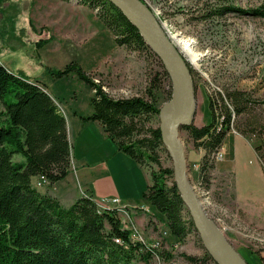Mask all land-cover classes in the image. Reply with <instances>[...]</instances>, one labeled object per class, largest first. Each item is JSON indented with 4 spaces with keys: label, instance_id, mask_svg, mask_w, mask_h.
<instances>
[{
    "label": "rangeland",
    "instance_id": "rangeland-1",
    "mask_svg": "<svg viewBox=\"0 0 264 264\" xmlns=\"http://www.w3.org/2000/svg\"><path fill=\"white\" fill-rule=\"evenodd\" d=\"M142 1L175 44L190 72L196 100L192 122L202 126L211 120L209 96L221 101L219 91H243L251 100L249 114L243 119L235 118L223 145L213 152L215 168L208 188L198 182L203 149L195 146L184 129L181 136L191 181L209 216L249 264H264V165L255 151L264 142V14L260 12L264 10V0ZM173 35L188 41L191 49L182 50ZM0 59L15 73L40 79L42 85H47L45 88L55 96L58 106L64 108L67 123L73 113L79 117L74 118L80 121L78 128L71 129L73 162L71 159L68 180L63 178L57 183L40 176L32 180L33 185L45 193L59 195L54 197L65 206L76 201L74 194L91 196L82 185L79 156L85 154L90 163L105 159L110 166H115L118 157L106 144L102 127L82 117L92 114L94 90L76 72L57 77L49 73L48 67L62 69L75 61L111 96L128 97L146 95L151 78L162 68L157 57L118 44L98 6L80 0H0ZM162 83L157 90L160 108L170 99L169 81L164 79ZM250 121L256 123V130L251 131L253 126L246 124ZM151 124H160L159 115L147 122ZM237 125L247 133L243 135ZM158 153L160 163L173 168L168 152L159 149ZM24 159L21 154L13 155L16 162ZM144 163L150 173L159 168L147 156ZM125 164L122 165L129 175ZM60 184L64 188L68 185L71 197L61 195L66 190ZM130 188L139 192L135 203L114 197L116 194L93 199L99 209H103L101 202H106L110 205L107 209L117 211L122 224L128 226L125 228L131 233V241H141L146 250H157L150 260L152 264H190L184 254L205 257L206 249L194 232L176 241L169 233L165 215L144 198L145 191H140L137 182ZM134 263L145 264L141 258Z\"/></svg>",
    "mask_w": 264,
    "mask_h": 264
},
{
    "label": "trees",
    "instance_id": "trees-1",
    "mask_svg": "<svg viewBox=\"0 0 264 264\" xmlns=\"http://www.w3.org/2000/svg\"><path fill=\"white\" fill-rule=\"evenodd\" d=\"M80 1L99 7L102 20L115 33L118 44L148 51L162 68L151 78L146 95L128 97L111 96L75 61L62 69L48 67L49 73L62 77L74 71L94 90L92 114L83 119L100 122L119 148L141 165H145V156L157 163L159 168L151 171L152 180L144 198L165 215L169 233L176 241H183L190 232L199 237L172 166L160 163L158 150L168 152L161 129L159 125H147L160 113L157 90L164 79L170 85L167 97L172 96L168 71L138 28L110 0ZM260 12L264 14V10ZM45 87L39 79L15 73L0 60V264H136V258L152 264L150 260L157 250H146L141 241H131V233L123 227L117 211L99 209L89 195L65 206L33 185L35 176L50 182L65 178L72 159L65 115ZM218 95L221 101L209 96L212 118L208 123L199 126L191 121L183 127L195 146L204 151L198 182L207 188L215 168L213 152L223 145L235 118L243 119L251 106L243 91H219ZM246 124L253 126L251 131L256 130L255 122ZM237 128L243 135L247 133L239 125ZM262 144L255 151L264 165ZM15 153L21 154L24 161H14ZM184 256L190 264H217L207 251L205 257Z\"/></svg>",
    "mask_w": 264,
    "mask_h": 264
},
{
    "label": "water",
    "instance_id": "water-1",
    "mask_svg": "<svg viewBox=\"0 0 264 264\" xmlns=\"http://www.w3.org/2000/svg\"><path fill=\"white\" fill-rule=\"evenodd\" d=\"M110 1L138 28L171 77L172 96L160 108L159 127L163 143L172 159L175 182L203 246L217 264H249L209 216L190 178V163L181 132L184 125L194 117L196 100L191 75L182 56L142 0Z\"/></svg>",
    "mask_w": 264,
    "mask_h": 264
},
{
    "label": "crops",
    "instance_id": "crops-1",
    "mask_svg": "<svg viewBox=\"0 0 264 264\" xmlns=\"http://www.w3.org/2000/svg\"><path fill=\"white\" fill-rule=\"evenodd\" d=\"M0 60L9 69H11L2 59H0ZM52 96L55 98V96L53 94H52ZM60 107L62 108L61 110L64 111V108L62 106H60ZM64 115L66 118V114H64ZM73 116L74 117L70 120V122L67 123L69 140H70V135H71V129L73 127L78 128L77 124H78V122H80V121H77V119H74V118H79L77 114L73 113ZM66 122H67V119H66ZM82 122L84 123V121H82ZM96 122L103 129L106 144L107 143L110 144L111 152L113 153V155H115V157H118V158L115 161V166L114 165L110 166L108 164V161L105 159H100L94 163L93 162L90 163V162H88L89 160L85 154L80 155L78 160L81 164L79 169L81 170V173H83V175H84L83 180H82L84 182V184H82V185H85V187H83V188L85 190H88L92 194L91 195L92 197L105 198L107 195L116 194L117 196H114V197L119 196L118 197L119 199L121 197L127 203H135L134 198H136L138 196L139 192H137V190H132L130 187L134 186L137 182L140 191H143V192L146 191L147 190L146 185L148 188V185L151 183V180H152L151 173L148 169L145 168V166L141 165L134 157H132L130 154H128L125 151H123L122 149H120L117 142L116 141L114 142V140L112 138H110L108 133H106L102 124L98 121H96ZM73 123H75V125H72ZM69 128H70V133H69ZM72 155H73V153H72ZM72 162H73V156H72ZM123 163H126L125 166L129 167V169H128V171L130 172L129 175H127V173L125 172L126 168L122 165ZM131 174H132V177H131ZM70 175H71V170H70V173L68 174V176H66V178H64V179L68 180ZM116 175H120L119 178H116ZM34 178H40V176H35L32 178V180ZM64 179L60 180L59 182H62ZM59 182H57V183H59ZM64 186H66V185H64ZM67 186H66V188H64L62 186L66 190V193H61V195L71 197V195H69ZM126 187L131 189L130 193L126 189ZM40 191H42V190H40ZM42 192H44V191H42ZM47 193H49V192H47ZM49 194H51V193H49ZM74 195H75V197L73 200H75V199L77 200L78 197H80L79 196L80 194H74ZM53 196H56V195L53 194ZM57 196H59V195H57ZM108 197H111V196H108ZM105 207H110V205L105 202Z\"/></svg>",
    "mask_w": 264,
    "mask_h": 264
},
{
    "label": "bare ground",
    "instance_id": "bare-ground-1",
    "mask_svg": "<svg viewBox=\"0 0 264 264\" xmlns=\"http://www.w3.org/2000/svg\"><path fill=\"white\" fill-rule=\"evenodd\" d=\"M173 38H174V42L175 43H177V44H179V46L181 47V49L182 50H184V51H188L189 49H191V47H189V45H190V43L188 42V41H184V40H181L180 38H179V36H177V35H173ZM193 60H195V59H193ZM42 178H44L45 179V177H42ZM202 202V201H201ZM203 204V203H202Z\"/></svg>",
    "mask_w": 264,
    "mask_h": 264
},
{
    "label": "built area",
    "instance_id": "built-area-1",
    "mask_svg": "<svg viewBox=\"0 0 264 264\" xmlns=\"http://www.w3.org/2000/svg\"><path fill=\"white\" fill-rule=\"evenodd\" d=\"M115 199V201H117V200H119L118 198H114ZM104 200V199H103ZM104 204V205H103ZM123 208H124V206H122ZM102 208H105V202H102ZM125 209V208H124ZM126 211V210H125ZM122 222V221H121ZM123 225V224H122ZM123 227L125 228V227H128V226H125V224L123 225ZM117 240H121L120 238H116ZM123 241V240H122ZM154 245L155 246H158V245H156L155 244V242H154Z\"/></svg>",
    "mask_w": 264,
    "mask_h": 264
}]
</instances>
